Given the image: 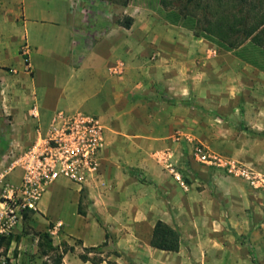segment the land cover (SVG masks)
Segmentation results:
<instances>
[{
  "label": "rangeland",
  "instance_id": "1",
  "mask_svg": "<svg viewBox=\"0 0 264 264\" xmlns=\"http://www.w3.org/2000/svg\"><path fill=\"white\" fill-rule=\"evenodd\" d=\"M10 3L0 0L5 9ZM6 15L0 12V23H8ZM183 18L192 35L214 44L184 62L177 78L183 100L161 92L131 103L121 99L115 115L102 122L97 175L81 188L64 179L48 186L39 212L21 213L25 242L42 223V232L51 229L56 253L71 250L80 242L67 236L64 224L81 216L104 231L100 244L79 254L92 264H264V49L248 40L228 49L198 31L193 17ZM32 86L28 61L9 51L0 59V189L18 182L17 160L51 118L40 116ZM194 147L202 149L203 161L209 155L234 163L248 178L216 161L196 160ZM156 220L179 230L177 252L149 247ZM42 256L35 264H51V254Z\"/></svg>",
  "mask_w": 264,
  "mask_h": 264
},
{
  "label": "crops",
  "instance_id": "2",
  "mask_svg": "<svg viewBox=\"0 0 264 264\" xmlns=\"http://www.w3.org/2000/svg\"><path fill=\"white\" fill-rule=\"evenodd\" d=\"M10 1L6 9L0 5V12L8 13L3 16L8 23H0V59L9 51L25 57L33 77V98L46 119L57 111H80L102 124L115 115L121 99L131 103L155 92L182 101L177 78L184 73V62L195 59L196 49L209 52L214 46L192 35L186 18L163 9L159 0H129L119 8L95 0ZM122 16L125 23L129 19L127 27L120 23ZM114 68L120 73L113 74ZM84 220L78 216L64 224L67 236L80 245L62 254L61 264H92L79 254L100 244L104 231L95 221ZM38 226L39 233L45 231L42 223ZM20 230L17 225L5 239L7 244L0 245L1 256L9 264H35L41 255L37 236L26 243Z\"/></svg>",
  "mask_w": 264,
  "mask_h": 264
},
{
  "label": "built area",
  "instance_id": "3",
  "mask_svg": "<svg viewBox=\"0 0 264 264\" xmlns=\"http://www.w3.org/2000/svg\"><path fill=\"white\" fill-rule=\"evenodd\" d=\"M117 70L114 68L113 74H119ZM103 144V125L96 116L80 111L55 112L45 130L37 133L34 143L17 160L18 182L5 184L0 189V240L13 233L22 211L37 210L40 197L55 181L64 179L81 188L92 180L98 172ZM192 155L200 162L216 161L215 165L228 172L237 170L248 178L244 169L234 163L209 155L210 159L203 161L205 155L199 147L193 148ZM168 172L180 182L177 172L172 168ZM48 233H52L51 229ZM0 264H5L2 256Z\"/></svg>",
  "mask_w": 264,
  "mask_h": 264
},
{
  "label": "trees",
  "instance_id": "4",
  "mask_svg": "<svg viewBox=\"0 0 264 264\" xmlns=\"http://www.w3.org/2000/svg\"><path fill=\"white\" fill-rule=\"evenodd\" d=\"M103 5L126 6L129 0H95ZM175 2V3H174ZM195 4L193 10L188 6ZM159 5L165 10H175L181 17L191 16L195 19V27L198 31L215 38L223 43L228 49L239 47L246 40L259 48L264 49V0H159ZM197 8L200 9L201 17L196 18ZM122 26L129 25V19ZM245 131L242 125L237 126ZM180 244V232L161 220H156L150 231L148 245L150 248L164 251L177 252ZM37 251L41 255L51 254V264H61L62 254L66 251L57 249L52 245L47 232L37 235ZM93 247L84 248L89 252ZM82 261L87 260L80 255ZM8 264V261H5ZM94 264V263H93ZM97 264V263H95Z\"/></svg>",
  "mask_w": 264,
  "mask_h": 264
}]
</instances>
